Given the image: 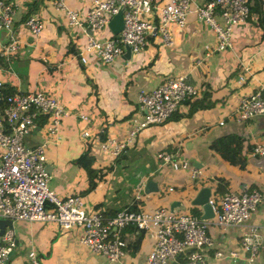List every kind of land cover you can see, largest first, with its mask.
<instances>
[{
	"label": "crops",
	"instance_id": "crops-1",
	"mask_svg": "<svg viewBox=\"0 0 264 264\" xmlns=\"http://www.w3.org/2000/svg\"><path fill=\"white\" fill-rule=\"evenodd\" d=\"M11 1L15 3L14 29L21 48L9 61H0V77L17 91L40 88L46 94H54L67 110L60 136L47 151L48 185L54 193L63 196L78 192L89 208L103 210L107 216L136 201L146 209L166 206L175 212H195L201 217V206L191 200L203 186L209 187L213 196L219 176L228 180L230 190L260 188L264 181V160L251 156L250 149L255 142L264 141V115L239 121L232 114L241 95L264 86V36L256 25L259 14L254 5L251 7L255 0H251L247 24L235 32L232 49L214 51L213 31L191 12L185 26L174 29L172 44L165 45L157 32H152L140 55L127 58L124 46L116 62L91 61L88 65L82 64L76 55L78 42L84 35L67 24L50 4L51 0H43L31 13H38L44 20V30L37 38L29 34L25 26L27 18L23 19L33 0ZM203 1L192 0L193 5ZM90 3L91 0H68L71 8L79 10ZM261 8L264 10V4ZM0 43L4 42L0 39ZM31 63L37 65L35 70ZM175 73L186 74L187 81L200 88L194 96H201V88H210L216 104L189 116L186 114L189 104L183 101L163 123L141 129L132 144L113 160L97 150V132L122 138L131 123L141 118L143 111L137 102L140 88H151ZM242 73L245 79L239 81ZM82 113L88 114L86 122L80 119ZM46 123L45 116H39L35 127L25 136L27 146L43 140ZM83 129H89V138L81 137ZM88 144L94 152L98 151L92 164L96 169L93 189L89 188L88 173L73 162ZM161 150L186 157L192 167L201 170L200 176L194 179L188 170L171 169L156 157ZM123 159L130 164L117 169ZM240 159L245 160L244 167L230 163ZM149 178L157 183L158 190L145 193L143 187ZM169 186L173 189L169 190ZM220 196L217 193L213 197L218 200ZM247 223L258 226L264 242V199ZM13 227L15 246L4 264H21L29 250L36 251L39 264H143L154 240L151 233L144 232L139 251L131 254L132 248L127 247L120 261H111L80 243L81 228L64 230L52 222L25 221H14ZM245 228L231 225L223 229L212 221L208 228L213 239L208 264H264V250L259 249L249 260L248 253L241 249ZM127 229L130 228L124 230V236ZM216 249L225 254L214 256ZM231 250H236V257L228 256ZM185 255L177 263L170 260L168 264H182Z\"/></svg>",
	"mask_w": 264,
	"mask_h": 264
},
{
	"label": "built area",
	"instance_id": "built-area-1",
	"mask_svg": "<svg viewBox=\"0 0 264 264\" xmlns=\"http://www.w3.org/2000/svg\"><path fill=\"white\" fill-rule=\"evenodd\" d=\"M50 4L69 26L84 35L83 40L78 42L77 58L87 65L91 61L104 64L116 62L126 44L130 46L131 55H140L152 32H157L165 45L172 44L174 29L183 28L191 12H195L198 20L213 31V50L223 52L233 48L235 32L247 24L250 16L249 0H204L195 5L192 0H91L83 10L71 8L68 0H51ZM118 12L122 14L123 26L117 34H113L108 24ZM14 22L15 3L0 0V30H9L7 41L0 43V56L6 61L21 48ZM25 26L33 38L39 37L45 27L38 13L30 14ZM104 28L109 32L105 37ZM244 79L242 73L239 81ZM4 84L0 77V100L4 102L0 115V218H10L13 222H52L64 230L81 228L80 243L111 261H120L125 253L123 232L128 226H135L137 230L151 233L154 237L143 264H168L186 245H192L194 249L186 253L182 264H208L209 249L213 246L208 228L212 221L223 229L231 225L246 226L240 247L248 253L249 260L259 249L264 250L258 226L247 223L264 199V181L260 188L227 189L218 200L210 195L208 202L213 216L205 219L191 212H175L166 206L146 209L138 206L136 201L107 216L103 210L89 208L78 192L57 195L49 188V173L45 165L48 148L59 138L67 110L57 96L46 94L40 88L3 94ZM196 94V87L187 81L183 73L168 75L151 88H140L137 102L143 111L141 118L131 123L124 137L110 134L97 142V150L113 160L132 144L141 129L163 123L185 98ZM232 114L239 121L264 115V86L241 95ZM41 115L47 118L44 138L33 146H27L25 136L35 127ZM87 118L88 114H80L82 122H86ZM90 135L89 129L81 131L83 139ZM250 155L264 160V141L255 142ZM156 157L173 170H188L194 179L201 174V170L192 167L186 157H176L165 150L157 152ZM168 189L173 188L169 186ZM47 202L50 207L46 206ZM14 246L15 229L6 225L0 233V264L5 263ZM224 254L220 249L213 251L216 257ZM227 254L234 258L236 250ZM21 264H39L36 251L29 250Z\"/></svg>",
	"mask_w": 264,
	"mask_h": 264
},
{
	"label": "trees",
	"instance_id": "trees-1",
	"mask_svg": "<svg viewBox=\"0 0 264 264\" xmlns=\"http://www.w3.org/2000/svg\"><path fill=\"white\" fill-rule=\"evenodd\" d=\"M43 0H33L30 3V6L27 10V13L23 16V19L27 18L32 12L36 11L38 9V7L40 6V4L42 3ZM249 2L251 3V0H249ZM262 4H264V0H255V3L253 2V4L251 5V7L254 5V7L256 8L257 12H258V21L256 22V25L258 27H260L262 29V36H264V10L261 8ZM78 54V52H76V55ZM14 56V55H13ZM12 55L10 57H13ZM1 57V56H0ZM1 63H4L6 61V59L4 57L0 58ZM200 92V88L197 89ZM17 91L16 88H12V86H9L8 84H4L3 88H2V92L3 94L6 93H11V92H15ZM211 90L208 87H203L201 88V96H193V97H187L185 98V102H187L189 104V108L187 111V115L191 116L196 110L198 109H202V108H211L216 104V100H214L213 98H211ZM4 106V102L3 100H0V113H2V108ZM46 118V116H45ZM47 120V118H46ZM104 131V130H103ZM106 132H97V135L95 137V139L99 142L100 140H103L106 137ZM92 142V140H90ZM90 143V142H89ZM87 148L80 153L77 157L74 158L73 162L76 163L77 165H79L80 167H82L89 175V188L93 189L96 185V182L94 181V175L96 172V169H94L92 167L93 162L95 161L96 157H97V152H94L93 149L91 148L90 144H88L86 146ZM232 164H235L239 167H244L245 165V160L244 159H240V160H235L230 162ZM218 181H217V185H216V192L221 194L223 193L225 190L228 189V180H226L225 178L219 176L217 177ZM47 207H50L51 204L49 202L46 203ZM195 213V212H193ZM130 229L128 231L127 229V234L126 236L123 235V239L125 241V250L127 247H130L131 249V254H135L137 251H139V243L144 235V231L142 230H137L135 228V226H128ZM127 228V227H126ZM125 228V229H126ZM124 229V230H125Z\"/></svg>",
	"mask_w": 264,
	"mask_h": 264
},
{
	"label": "water",
	"instance_id": "water-1",
	"mask_svg": "<svg viewBox=\"0 0 264 264\" xmlns=\"http://www.w3.org/2000/svg\"><path fill=\"white\" fill-rule=\"evenodd\" d=\"M108 26H109L110 31L113 34H117L122 29L123 19H122L121 12H118V13L113 15ZM8 34H9L8 29H1L0 30L1 41H3L5 43L7 41ZM125 47H126V50L124 52V55L127 58H130V56H131L130 46L128 44H126ZM143 190L145 193L157 191L158 190L157 183L155 181H153L151 178H149L146 180L144 187H143ZM210 193H211L210 188L207 186H203V187L199 188V190L197 191V193L195 194V196L191 200V202L193 204H197V205L201 206L202 211H203L201 218H203V219L210 218L213 216L212 206L208 202V198L210 196ZM172 204H174V203H172ZM6 225L13 226V221L10 218H0V233L3 232ZM193 248H194V246H192V245H186L183 248V250L175 257L174 263H177L180 260V257L182 255L186 254L188 251H190Z\"/></svg>",
	"mask_w": 264,
	"mask_h": 264
},
{
	"label": "rangeland",
	"instance_id": "rangeland-1",
	"mask_svg": "<svg viewBox=\"0 0 264 264\" xmlns=\"http://www.w3.org/2000/svg\"><path fill=\"white\" fill-rule=\"evenodd\" d=\"M239 29H240V28H239ZM95 32L97 33V31H95ZM104 33H105V34H104V37H105V36H108L109 32H108V29H107V28H104ZM30 66H31V68H33L34 70H35V68L37 67V65H36L35 63H31ZM33 73H34V71H33ZM182 102H183V101H182ZM182 102H181V103H182ZM181 103H180V104H181ZM180 104H179V105H180ZM175 112H176V111H174L172 114H174ZM172 114H171V115H172ZM171 115H170V116H171ZM122 164H123V165H124V164H130V161H128V160H124V159H123V160L120 161V163L118 164L117 169H121L120 166H121ZM213 196H214V197L217 196V192H216V191L213 193Z\"/></svg>",
	"mask_w": 264,
	"mask_h": 264
}]
</instances>
